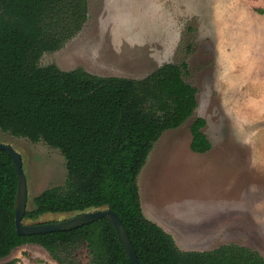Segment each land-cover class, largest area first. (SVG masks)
<instances>
[{"label": "rangeland", "instance_id": "obj_1", "mask_svg": "<svg viewBox=\"0 0 264 264\" xmlns=\"http://www.w3.org/2000/svg\"><path fill=\"white\" fill-rule=\"evenodd\" d=\"M87 19L39 64L82 67L100 75L141 78L165 62L180 64L196 86L197 105L162 132L138 174L142 210L183 250L236 243L264 256V0H87ZM205 118L206 152L190 148V124ZM22 159L27 206L63 184L65 158L44 141L0 131ZM44 212L24 223L68 218ZM81 263H89L82 247ZM60 263L39 244L15 247L0 263Z\"/></svg>", "mask_w": 264, "mask_h": 264}, {"label": "trees", "instance_id": "obj_2", "mask_svg": "<svg viewBox=\"0 0 264 264\" xmlns=\"http://www.w3.org/2000/svg\"><path fill=\"white\" fill-rule=\"evenodd\" d=\"M87 13V0H0V131L58 148L66 166L63 184L33 196L23 218L107 207L123 222L142 264H264L258 251L236 243L183 250L145 216L138 174L162 132L192 114L197 88L183 78L185 61L165 62L141 78L40 65L45 51L81 29ZM205 123L197 116L189 126L195 152L211 147ZM16 188L13 161L0 148V258L35 243L60 263L85 264L76 256L84 247L88 264H134L105 217L68 230L18 234Z\"/></svg>", "mask_w": 264, "mask_h": 264}, {"label": "water", "instance_id": "obj_3", "mask_svg": "<svg viewBox=\"0 0 264 264\" xmlns=\"http://www.w3.org/2000/svg\"><path fill=\"white\" fill-rule=\"evenodd\" d=\"M0 148L11 157L17 176V188L14 199V225L18 234H34L57 230H68L89 223L97 218L105 217L115 228L121 245L134 264H142L137 256L134 246L129 238L126 228L118 215L110 208H95L76 213L68 218L40 223H24L23 217L27 206V182L22 167L20 153L10 144L0 141Z\"/></svg>", "mask_w": 264, "mask_h": 264}, {"label": "crops", "instance_id": "obj_4", "mask_svg": "<svg viewBox=\"0 0 264 264\" xmlns=\"http://www.w3.org/2000/svg\"><path fill=\"white\" fill-rule=\"evenodd\" d=\"M224 1V0H223Z\"/></svg>", "mask_w": 264, "mask_h": 264}]
</instances>
